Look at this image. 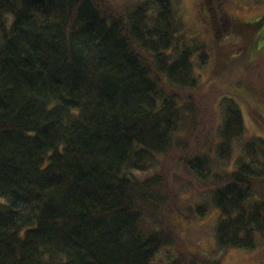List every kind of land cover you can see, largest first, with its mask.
I'll list each match as a JSON object with an SVG mask.
<instances>
[{
  "label": "trees",
  "instance_id": "obj_1",
  "mask_svg": "<svg viewBox=\"0 0 264 264\" xmlns=\"http://www.w3.org/2000/svg\"><path fill=\"white\" fill-rule=\"evenodd\" d=\"M111 2L0 0V264H154L173 247L164 264H209L176 236L175 187L193 173L210 178L198 189L221 211L217 247L255 249L264 159L250 153H264V139L251 137V162L229 171L246 132L238 104L211 90L215 134H195L208 45L186 41L173 0ZM227 2L204 1L213 48L223 30L256 42L264 16L239 26Z\"/></svg>",
  "mask_w": 264,
  "mask_h": 264
},
{
  "label": "rangeland",
  "instance_id": "obj_2",
  "mask_svg": "<svg viewBox=\"0 0 264 264\" xmlns=\"http://www.w3.org/2000/svg\"><path fill=\"white\" fill-rule=\"evenodd\" d=\"M131 1L112 0L111 3L124 8ZM204 1L173 0V3L178 11L183 37L186 38V41L192 43L194 45L192 47H196L197 50L203 48V44L208 45V65L205 69L197 70L200 90L196 97L204 105L202 110L205 115H201V126L198 132L197 126L195 134L200 138L204 133L209 136L215 134L218 119L208 118L211 112L215 117L219 113V105L213 103L214 94H221L223 98L233 99L242 111L246 132L244 138H241L233 148L229 163V171H232L240 160L247 158V155L243 154V146L248 143L251 137L259 136L264 139V25L256 31V37L259 39L257 38V41L255 39L256 42L253 44L252 32H248L246 35L249 39L247 40L241 33L238 34L239 37L230 34L226 37L228 30H223L219 33V38L213 48L211 37L214 33V29H212L214 24L210 22L211 16ZM225 9L230 19L244 24L239 26L253 27L264 16V0H228ZM246 41H251L248 49L244 48ZM239 48L242 51H238ZM236 49L237 52H235ZM194 63L198 64L196 60ZM215 79H217V83L213 84ZM211 90L214 94L211 93ZM256 152L250 153L253 158H257V154H259V158L264 159L263 152ZM247 161L251 162V158L248 157ZM256 166V164L252 165V167ZM212 170L214 171L213 168ZM193 177L195 178L193 183L189 179L183 187H175L176 192L179 193L177 208L185 213V219H180L181 227L178 230L179 233L176 234L179 244L185 250L197 253L200 259L209 262V264H214L218 260V264H264V243H262L264 239L262 237L255 249L226 251L217 247L215 233L221 211L210 203L208 193L198 189L200 184H208L210 178H204L200 182L197 180L196 174L193 173ZM256 188L257 193H255L254 199L258 200L260 199L259 193H264V183L259 182ZM197 204H203L208 208L203 217H199L198 213H193L189 209L190 206ZM172 254H176L174 247L163 249L156 257L154 264H164L165 261L171 259Z\"/></svg>",
  "mask_w": 264,
  "mask_h": 264
}]
</instances>
